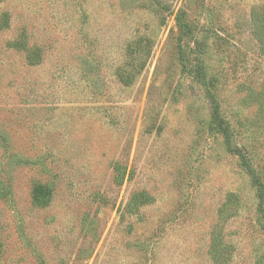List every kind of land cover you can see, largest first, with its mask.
I'll use <instances>...</instances> for the list:
<instances>
[{"label":"rangeland","instance_id":"1","mask_svg":"<svg viewBox=\"0 0 264 264\" xmlns=\"http://www.w3.org/2000/svg\"><path fill=\"white\" fill-rule=\"evenodd\" d=\"M0 26V264H264L232 151L264 187V0H0Z\"/></svg>","mask_w":264,"mask_h":264},{"label":"trees","instance_id":"2","mask_svg":"<svg viewBox=\"0 0 264 264\" xmlns=\"http://www.w3.org/2000/svg\"><path fill=\"white\" fill-rule=\"evenodd\" d=\"M4 19L8 21V14L5 15ZM7 24V23H6ZM5 25V24H4ZM0 26V30H2ZM197 48V54L202 55L203 52L201 49V45L199 43H196ZM182 45V44H181ZM189 46V45H188ZM12 47H16L17 49L27 51L28 53L31 51V48H28V45L24 40H22L21 44L14 41L12 43ZM182 47V46H181ZM190 63H187V60L185 58L184 52L181 53V65L186 70L187 66ZM192 67H194L192 65ZM191 71V70H190ZM191 73V72H190ZM195 77L198 79V81L201 83L204 89V93L206 96V99L209 103V109H210V123L213 129H215L218 133H220L229 148H231V135L229 132V128L227 125L226 120L222 116L221 112V106L218 101L217 94L215 93V85L216 81L213 77H209L207 74V71L205 69V66L203 62H198L196 66L195 71ZM235 154H237L241 160V164L245 171L250 175L253 184L255 187L258 188L259 192V198L261 199L262 203L264 204V187L260 179L256 176L255 171L252 169L251 165L248 163V160L245 158V156L239 151V149L232 150ZM51 190L43 185H37L35 189L33 190V200L34 202L39 206H47L50 198H51Z\"/></svg>","mask_w":264,"mask_h":264}]
</instances>
